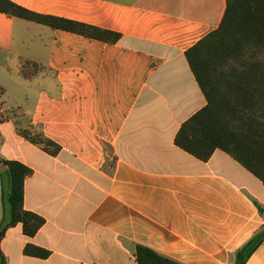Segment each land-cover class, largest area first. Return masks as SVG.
<instances>
[{
  "label": "crops",
  "instance_id": "obj_1",
  "mask_svg": "<svg viewBox=\"0 0 264 264\" xmlns=\"http://www.w3.org/2000/svg\"><path fill=\"white\" fill-rule=\"evenodd\" d=\"M11 1L121 38L0 13V66L18 91L14 117L0 100V158L34 170L24 207L46 220L33 238L21 224L7 231V264H138L137 245L182 264H235L264 226V185L222 150L203 162L175 144L207 105L186 52L219 27L227 0ZM28 61L43 68L30 79ZM31 126L60 153L22 137ZM28 244L51 256L25 255ZM247 264H264V243Z\"/></svg>",
  "mask_w": 264,
  "mask_h": 264
},
{
  "label": "trees",
  "instance_id": "obj_2",
  "mask_svg": "<svg viewBox=\"0 0 264 264\" xmlns=\"http://www.w3.org/2000/svg\"><path fill=\"white\" fill-rule=\"evenodd\" d=\"M0 13L107 43L121 38L114 32L37 14L11 0H0ZM186 57L207 105L182 125L175 144L203 162L209 161L216 150H222L264 185V0H227L219 27L191 47ZM42 70L37 63L28 61L21 74L30 79ZM4 121L0 116V124ZM36 129L31 126L20 134L49 155H58L62 148ZM4 174H8L10 184L7 198ZM33 175L34 170L27 165L0 158L4 207L0 264H7L1 243L9 229L21 224L24 234L33 238L46 224L44 217L24 207L25 182ZM5 200L10 219H6ZM259 209L264 218V209ZM263 243L264 226L236 252L235 264H247ZM24 253L41 259L51 256L49 250L32 244L26 245ZM136 260L138 264H182L141 245L136 246Z\"/></svg>",
  "mask_w": 264,
  "mask_h": 264
},
{
  "label": "rangeland",
  "instance_id": "obj_3",
  "mask_svg": "<svg viewBox=\"0 0 264 264\" xmlns=\"http://www.w3.org/2000/svg\"><path fill=\"white\" fill-rule=\"evenodd\" d=\"M8 69H9L8 66H4V67L0 66V87L6 86L8 89V92L6 95H3V93L0 91V100L1 102L5 103L4 106L6 110H8V114L14 117L13 110L15 106H17L15 101L18 98V91L16 90L14 83L11 81V77H9L7 73ZM23 127L25 126H20L19 124H17L18 129H23ZM4 175H5L4 190H5V194L7 198L10 192V184L8 180V174H4ZM5 202H6V219H10V208L6 200ZM3 212H4V207H3Z\"/></svg>",
  "mask_w": 264,
  "mask_h": 264
}]
</instances>
